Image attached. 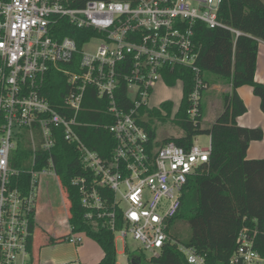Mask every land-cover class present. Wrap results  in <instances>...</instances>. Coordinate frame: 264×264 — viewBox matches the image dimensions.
Listing matches in <instances>:
<instances>
[{
    "label": "built area",
    "instance_id": "2783aa9c",
    "mask_svg": "<svg viewBox=\"0 0 264 264\" xmlns=\"http://www.w3.org/2000/svg\"><path fill=\"white\" fill-rule=\"evenodd\" d=\"M220 2L0 0V264H34L41 184L55 182L68 198L54 157L61 137L78 153L81 171L68 183L78 189L84 219L112 231L125 248L130 236L151 255L160 252L188 178L208 161L211 141L190 148L156 144L136 118L141 107H156L148 102L155 85L182 67L193 74L187 114L195 121L204 84L196 24L224 28L234 40L243 34L218 20ZM90 99L105 104L113 118L106 128L114 145L105 157L75 130ZM83 234L70 227L65 239L80 244ZM254 236L246 228L239 232L229 264H264ZM179 248L189 263L205 264L192 248Z\"/></svg>",
    "mask_w": 264,
    "mask_h": 264
},
{
    "label": "trees",
    "instance_id": "16d2710c",
    "mask_svg": "<svg viewBox=\"0 0 264 264\" xmlns=\"http://www.w3.org/2000/svg\"><path fill=\"white\" fill-rule=\"evenodd\" d=\"M217 18L243 34L234 40L232 33L224 28L196 24L194 41L200 47L198 66L204 84L200 89L195 121L187 114L193 74L182 67H176L164 76L168 86L182 79V98L173 114L171 101L163 102L159 108L139 109L136 120L147 131L151 141L157 138L154 121L171 116L170 120L183 130V135L166 138L156 144L174 141L190 148L195 136L206 133L210 137L211 153L197 173L188 178L181 196V207L168 222V238L160 252L146 258L143 251H129L126 247L128 264H192L180 250L181 245L203 256L205 264H229L237 248V236L243 228L250 233L255 232L254 248L264 258V158L246 157L249 143L261 139L263 131L259 127L240 126L236 121L246 111L237 93V88L242 85L252 87L264 113V83L254 78L258 39L264 41V0H221ZM76 37L80 44L83 39ZM207 73L214 76L208 80L205 77ZM217 79L229 83L230 90L223 94L222 111L205 126L201 123L205 111L203 94ZM49 100L54 102L55 97L50 95ZM162 109L165 114L161 113ZM77 121L79 125L75 130L81 140L100 155L108 156L114 140L106 128L113 122L106 105L99 106L91 99L86 100ZM54 157L58 176L68 194L66 201L71 230L84 232L99 244L103 257L97 264H116L114 234L105 227H94L84 219L78 189L68 183L71 176L81 171L75 145L59 138ZM175 222H185L190 227V234L184 241L170 230Z\"/></svg>",
    "mask_w": 264,
    "mask_h": 264
},
{
    "label": "crops",
    "instance_id": "0c3cea01",
    "mask_svg": "<svg viewBox=\"0 0 264 264\" xmlns=\"http://www.w3.org/2000/svg\"><path fill=\"white\" fill-rule=\"evenodd\" d=\"M254 78L257 82L264 83V41L258 39L256 69ZM218 80V79H217ZM215 80V81H217ZM219 83V81H217ZM223 94L230 90V84L216 85ZM205 93V92H204ZM237 93L246 106V111L236 118L237 124L244 127H259L263 131V137L259 140H253L249 143L246 150V157L248 159L264 158V113L260 108V100L253 93L250 85H242L237 88ZM204 95V94H203ZM165 102L162 101L158 106ZM220 99L218 107L219 111L214 119L210 121L211 124L223 109V102ZM205 114V112H204ZM204 118V115H203ZM208 124V125H209ZM51 181V180H50ZM48 186L49 184H45ZM38 200V199H37ZM39 201V200H38ZM38 201L35 210V222L32 236V261L34 264H97L103 257V250L99 244L92 238L83 234V240L80 244H73L67 242L65 235L70 232V225L68 223L67 210L63 215L59 216V222L65 231L60 234L51 233L47 230V213L41 207L44 206L49 209L51 215L60 213L55 212L50 202L39 205ZM63 204V202H62ZM62 207H65L64 205ZM126 264H128V256L126 248H123ZM118 264V263H116Z\"/></svg>",
    "mask_w": 264,
    "mask_h": 264
},
{
    "label": "rangeland",
    "instance_id": "374dc122",
    "mask_svg": "<svg viewBox=\"0 0 264 264\" xmlns=\"http://www.w3.org/2000/svg\"><path fill=\"white\" fill-rule=\"evenodd\" d=\"M90 45L86 46L85 49H89ZM211 76H214L211 73L205 74V77L209 80ZM219 81V83H217ZM213 81L209 88L205 90L203 95V104H204V118H202L201 123L203 125H208L212 119H214L215 115L219 111V101L222 100V93L220 89L216 85H223L226 82L223 80ZM182 98V84L181 82H176L173 86H168L161 82H158L155 87L154 91L149 97V104L152 106H158L159 103L162 101H171L173 104V110L178 107ZM222 103V102H221ZM171 119L165 118L163 120H156L154 121V129L156 131L157 139L161 142L162 140L170 137H179L183 135V130L179 128ZM210 137L208 134H200L193 138V142L198 144L201 147H206L209 144ZM49 185L46 186L45 184H41L40 189H38V208L39 205L43 203L50 202L52 208H54L55 212L61 211L60 213H55V215H51L49 209H46L44 206L41 209L47 213V221L48 223L46 226L47 230L51 233L60 234L65 231V227L60 224L59 216L63 215L64 208L67 210L68 214V202L64 199V195L60 193L59 187L53 181L48 183ZM63 202V204H62ZM65 207H62V206ZM171 232L177 236L178 239L184 241L190 234V227L185 222H175L170 227ZM115 248H116V263L118 264H126L125 256L123 253V241L116 235L115 236ZM126 245L129 251H143L146 258H149L151 254L148 251H144L142 249V245L139 241L134 240L132 237L128 236L126 238Z\"/></svg>",
    "mask_w": 264,
    "mask_h": 264
}]
</instances>
